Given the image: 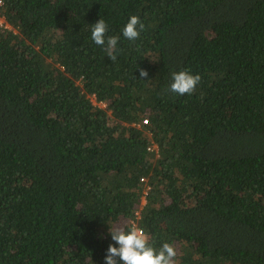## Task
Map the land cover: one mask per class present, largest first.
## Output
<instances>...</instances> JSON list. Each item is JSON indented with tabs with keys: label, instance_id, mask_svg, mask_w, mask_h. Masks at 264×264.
<instances>
[{
	"label": "trees",
	"instance_id": "obj_1",
	"mask_svg": "<svg viewBox=\"0 0 264 264\" xmlns=\"http://www.w3.org/2000/svg\"><path fill=\"white\" fill-rule=\"evenodd\" d=\"M0 19V264H104L122 220L176 264H264V0H2ZM182 70L192 95L166 91Z\"/></svg>",
	"mask_w": 264,
	"mask_h": 264
},
{
	"label": "clouds",
	"instance_id": "obj_2",
	"mask_svg": "<svg viewBox=\"0 0 264 264\" xmlns=\"http://www.w3.org/2000/svg\"><path fill=\"white\" fill-rule=\"evenodd\" d=\"M1 5L2 0H0ZM0 26L10 30L3 19H0ZM144 28L145 25L140 21V18L133 15L124 25L122 35L128 41H135ZM107 31L108 25L103 19H99L91 26V40L97 46L106 45L108 59L115 61L118 38L116 36L106 38ZM139 76L143 79L148 76V73L140 69ZM200 81V75H193L188 70L173 72L171 73V83L166 91L176 96L192 95ZM89 99L95 107H106L105 103L97 102L94 95H90ZM109 235L113 243L108 245L104 264H176L177 253L174 247L169 243H164L157 250L149 243V236L143 229L136 227L135 222H131V228L127 231L120 227H114Z\"/></svg>",
	"mask_w": 264,
	"mask_h": 264
},
{
	"label": "rangeland",
	"instance_id": "obj_3",
	"mask_svg": "<svg viewBox=\"0 0 264 264\" xmlns=\"http://www.w3.org/2000/svg\"><path fill=\"white\" fill-rule=\"evenodd\" d=\"M138 207H142V205H141V200H140V203H139V206H138ZM120 223H121V224H117V226L120 227V228H122V227L125 225V223L128 224V225H130V224H131V221L127 222V221H125V220H122V221H120ZM124 227H125V226H124ZM124 227H123V228H124Z\"/></svg>",
	"mask_w": 264,
	"mask_h": 264
},
{
	"label": "built area",
	"instance_id": "obj_4",
	"mask_svg": "<svg viewBox=\"0 0 264 264\" xmlns=\"http://www.w3.org/2000/svg\"><path fill=\"white\" fill-rule=\"evenodd\" d=\"M143 124L145 125V124H147V120H143ZM148 150H150V151H153V150H155L156 151V146H154L153 145V147H148ZM148 189V188H147Z\"/></svg>",
	"mask_w": 264,
	"mask_h": 264
}]
</instances>
